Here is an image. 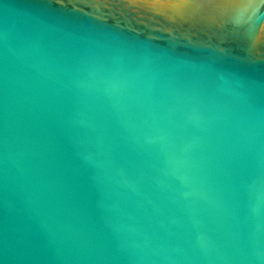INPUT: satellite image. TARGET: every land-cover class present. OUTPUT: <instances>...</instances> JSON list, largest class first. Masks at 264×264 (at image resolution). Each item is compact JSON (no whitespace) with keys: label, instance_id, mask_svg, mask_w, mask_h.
Returning <instances> with one entry per match:
<instances>
[{"label":"water","instance_id":"1","mask_svg":"<svg viewBox=\"0 0 264 264\" xmlns=\"http://www.w3.org/2000/svg\"><path fill=\"white\" fill-rule=\"evenodd\" d=\"M0 264H264V0H0Z\"/></svg>","mask_w":264,"mask_h":264}]
</instances>
